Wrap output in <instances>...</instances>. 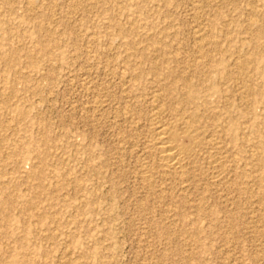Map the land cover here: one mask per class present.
<instances>
[{
	"label": "rangeland",
	"instance_id": "374dc122",
	"mask_svg": "<svg viewBox=\"0 0 264 264\" xmlns=\"http://www.w3.org/2000/svg\"><path fill=\"white\" fill-rule=\"evenodd\" d=\"M263 32L264 0H0V264H264ZM168 70L240 124L233 145L199 125L229 138L227 184L142 183L153 97L204 110L178 113Z\"/></svg>",
	"mask_w": 264,
	"mask_h": 264
},
{
	"label": "bare ground",
	"instance_id": "6f19581e",
	"mask_svg": "<svg viewBox=\"0 0 264 264\" xmlns=\"http://www.w3.org/2000/svg\"><path fill=\"white\" fill-rule=\"evenodd\" d=\"M210 29H211L210 25L209 26H198V28L196 29L197 31H195L196 38L199 41V43L196 44L197 45L196 51L199 55L200 60L209 58V54H211L209 53V50H208L211 46V42L209 41V36L211 32ZM195 63H193V65ZM245 67H246V64L242 63L241 67L239 68L240 70H243L245 69ZM157 69L158 67L155 68V70L153 71L157 73L158 72ZM162 75L163 77H165V79L173 78L171 70H168L166 74H162ZM173 79L176 80L174 82L171 81L174 85L171 83L172 86L167 87L169 89L168 91L171 92L172 96L176 97L175 91L178 90L177 87H179L178 85L179 83H182L181 86L185 92V94H183L185 96H183L182 101H180L181 107H183L184 110L179 111L178 113L185 112L186 111L185 107L188 105H193L197 109H199L200 107H203L204 110L199 111V112H196V111L193 112L191 120H187L188 118L186 119L183 118L182 119L183 121H181V119L179 120L181 123H177L176 120L174 121L171 118H169L170 115L168 114V110L165 107L158 105L160 100L163 99V96L161 94L155 95V96L153 95L154 97L152 96L153 106H152L151 115H150V122H149L150 126L148 125L150 127L149 130L151 131V133L149 135V139L147 138L148 141L144 144V148H143L144 151L143 150L142 151L145 153V156L144 158L142 156L143 159L140 161V168H139L142 183H144V185L147 188L154 189L158 187L159 184L161 183H165L168 180L175 179L178 182H180V185H182V187L180 188V192L183 193L185 191L190 190V185H188V182L190 180L191 174L195 175V172L197 171L201 172L203 168L202 166L204 164L206 167H208L212 171L210 183L212 184L213 187H219L221 185L227 184L228 176L229 175L231 176V174L233 175L235 172H234V169L231 170L230 167L228 168L229 166L228 157L226 155L229 150L225 144L226 143L225 139L223 141V138H226V136L223 137L222 139L218 138L221 140V142L219 143L218 142L216 143V141H214L215 144L211 143L213 147L208 146L210 148L212 147L211 149L209 150L205 149L204 146L206 142H204L202 139L203 135H201L200 131H203V130L202 129L200 130L199 125L200 126L201 124L204 125V123L206 124L214 123L215 124L218 122L219 124H221L220 133L222 134V136H224L225 134L227 135L228 133L230 136L229 143L233 145L232 142H235L238 139L237 131L240 129V124L235 119H232L231 116H228V117L224 116L223 113L217 112L216 110H211L207 107L208 99L210 97H217L223 93L216 81H213L211 78H209L207 80L208 85H205L204 82L202 84L198 83L195 85V84H192L185 77L177 76V78H173ZM249 92L251 93L252 90L248 88L247 93ZM91 109H93V107ZM133 114L131 115L133 116ZM132 116H130V113L126 114L123 119H125L126 121H130L131 119H133ZM203 133L205 134V132ZM222 136L220 135V137ZM228 140L229 138L228 139L226 138V141ZM124 143H126V141ZM229 143H228V146L231 147ZM121 145L123 146V144ZM123 147H127V146L124 145Z\"/></svg>",
	"mask_w": 264,
	"mask_h": 264
}]
</instances>
